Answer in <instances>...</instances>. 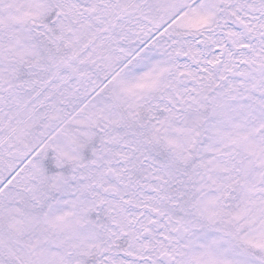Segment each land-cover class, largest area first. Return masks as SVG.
<instances>
[{"label":"snow or ice","instance_id":"6c2138e0","mask_svg":"<svg viewBox=\"0 0 264 264\" xmlns=\"http://www.w3.org/2000/svg\"><path fill=\"white\" fill-rule=\"evenodd\" d=\"M0 264H264V0H0Z\"/></svg>","mask_w":264,"mask_h":264}]
</instances>
